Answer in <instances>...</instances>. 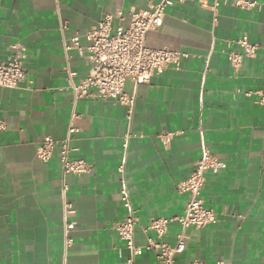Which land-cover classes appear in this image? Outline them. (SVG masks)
I'll use <instances>...</instances> for the list:
<instances>
[{"label": "crops", "instance_id": "crops-1", "mask_svg": "<svg viewBox=\"0 0 264 264\" xmlns=\"http://www.w3.org/2000/svg\"><path fill=\"white\" fill-rule=\"evenodd\" d=\"M159 0H0V60L22 50L26 77L17 88L0 87V264H60L63 254L62 166L56 152L37 157L45 136H66L72 123L74 159L92 163L90 173L69 175L73 244L67 264H127L129 250L113 223L129 211L121 198V172L139 218L135 264H163L144 246L151 218L182 214L190 195L177 184L192 172L205 148L222 166L207 171L205 205L218 217L203 228H188L187 248L175 264H264V0L243 7L237 0H173L163 24L147 34L154 48L187 52L148 82L128 79L135 93L132 119L123 104L74 100L67 74L64 39L96 26L107 13L130 12ZM63 23L67 26L63 28ZM242 36L258 44L239 68L228 58L241 51ZM76 81L91 62L72 53ZM246 92H253L247 95ZM176 132L168 146L160 138ZM130 132L128 150L123 143ZM182 228L171 222L163 240L174 244Z\"/></svg>", "mask_w": 264, "mask_h": 264}, {"label": "built area", "instance_id": "built-area-1", "mask_svg": "<svg viewBox=\"0 0 264 264\" xmlns=\"http://www.w3.org/2000/svg\"><path fill=\"white\" fill-rule=\"evenodd\" d=\"M173 0H159L147 9H132L130 12V22L127 25L122 23L114 24L116 18H122V13H107L99 23L87 30L84 37L89 44L83 46L81 35L78 33L70 39H64L65 56L67 63L63 70L67 74L69 86L73 91L75 102L81 99H101L123 104L127 107V118L132 119L136 102L135 93L127 92L125 85L128 79L134 81L136 85L148 82L155 74L162 73L168 66L174 64L178 66L182 58H187L189 54L181 50L171 48H154L146 43L147 34L158 29L164 21L167 7ZM181 2L187 0H178ZM237 4L243 7H254L255 2L249 0H237ZM63 28L66 24L63 23ZM242 48L241 51L229 53V60L234 68H239L244 56H255L258 44L251 43L247 36H242L233 40ZM16 51L0 60V87L17 88L26 77L22 50L15 46ZM85 57L91 62V68L87 76L76 81L77 72L72 69L70 59L72 53ZM252 95L253 92H246ZM259 95V102L264 104V90L255 92ZM4 126L0 124V129ZM78 131L72 123L67 134L62 139H56L50 135L37 146V157L46 162L58 152L62 166L61 195H62V233H63V254L60 264H67L68 250L73 244L70 236L72 223L68 219L73 205L68 198L69 175L81 176L92 171V163L85 159L72 158L73 148L71 142L73 134ZM176 132L164 131L160 138L165 146H168ZM130 132L125 135L123 147L125 153L128 150ZM264 156V143L262 148ZM222 162L212 152L205 148L201 158L193 167L191 174L177 184L180 192L188 193L190 199L185 211L175 217H155L151 218L143 228L147 242L145 248L156 253L157 259L163 264H175L178 254L183 253L187 248L188 228H203L218 220L216 212L205 205L202 191L207 183V171L218 169ZM121 172V198L123 205L128 209V215L113 223V228L125 241L129 250L127 264H135L136 256L141 252L142 247L136 244L135 232L138 224V217L134 213L130 194L127 186L126 163L123 161L119 166ZM178 222L182 228L181 233L174 244L163 240L171 222ZM188 264H205L202 260H193Z\"/></svg>", "mask_w": 264, "mask_h": 264}]
</instances>
